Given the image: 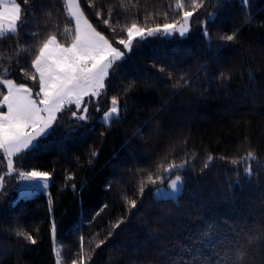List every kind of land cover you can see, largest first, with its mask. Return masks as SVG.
Here are the masks:
<instances>
[{
  "label": "trees",
  "instance_id": "obj_1",
  "mask_svg": "<svg viewBox=\"0 0 264 264\" xmlns=\"http://www.w3.org/2000/svg\"><path fill=\"white\" fill-rule=\"evenodd\" d=\"M91 2L94 8L80 0L88 19L109 39L126 38L117 21L125 25L135 19L153 27L165 22L160 13H168V22L182 15L174 10L175 0ZM213 2L224 6L210 7ZM22 6L25 13H32L26 17L28 31L38 32V37L32 38L22 28L15 39L8 36L0 41V70L8 67L11 72L3 76L0 71V77L32 87L18 70L13 71L17 69V40L34 55L38 41L50 32L67 39L63 29H71L72 24L63 0H28ZM206 8L214 13L208 18V37L198 23L206 18L201 9L193 15L185 37L137 39L118 75L106 81V92L99 99L101 112L93 111L96 104L90 105L87 122L60 113L54 135L41 138L38 148L13 157L18 171L52 175L47 193L40 190L17 198L18 174L7 175V158H0V176H5L0 190V264H71L80 259L81 236L83 254L91 257L85 264H193V257L211 251L210 240L224 237V244H229L232 236L225 221L238 226V232L244 230L242 239L244 233L264 230V167L257 168L253 162L249 181L244 162H230L252 150L264 165V0H250L247 10L241 0H206ZM109 9L115 34L95 15L101 10L107 19ZM149 13L155 18L144 20ZM237 29L236 41L209 47V40L218 41ZM20 66H29L27 57ZM220 72L230 74L231 79L218 80ZM180 77L188 81L184 87L179 86L184 84ZM130 81L136 82L135 87L121 95ZM115 95H120L122 111L109 127L99 117ZM185 152L196 159L187 171H177L185 180L178 203L160 202L154 196L160 184H148L143 196L138 195L141 178L154 172L161 161L180 163L187 158ZM209 154L216 159L201 172ZM125 196L136 199L137 207L129 210ZM120 219L125 223L97 248ZM212 228L216 236L193 243ZM16 229L31 233L36 243L17 236ZM254 247L248 260L264 264V239L255 241ZM228 255L234 253L229 250Z\"/></svg>",
  "mask_w": 264,
  "mask_h": 264
},
{
  "label": "snow or ice",
  "instance_id": "obj_2",
  "mask_svg": "<svg viewBox=\"0 0 264 264\" xmlns=\"http://www.w3.org/2000/svg\"><path fill=\"white\" fill-rule=\"evenodd\" d=\"M27 3L28 0H0V41L8 36L15 39L22 28L32 38L38 37V32H30L27 29L30 21L26 17L32 15L31 12L25 13L24 11L22 5ZM63 3L72 24L71 29L67 26L63 29V34H67V39L62 40L56 32H50L44 39L38 41L34 55L27 53L25 46L19 44L17 40V69L13 71L18 70L22 78L31 81L33 86L30 87L27 83H17L11 78L0 77V158H7V168L9 170L7 175H11L13 171H16L19 179L31 182L29 186L32 187L46 188L50 173L38 170L18 171L14 168L13 157L38 148L41 138L54 135L55 128L53 126L56 125L60 113L71 116L76 122H87L90 120V105L96 104L97 106L93 111L101 112L99 99L106 92V81L110 77L118 75L126 53L132 51L135 40L161 34L166 37L175 35L185 37L190 31V22L193 15L201 9L205 10L206 18L202 22L198 20V23H202L204 35L208 37V18L214 16V13L207 11L206 0H175L174 10L182 13L179 19L168 22V13L164 12L158 15H162L165 22L156 24L153 27H147L135 19L125 25H119L117 21V26L126 33V38L109 39L107 35L97 30V27L85 15L80 0H63ZM241 3L247 10L250 0H241ZM85 4L89 8L95 7L91 0H85ZM209 6L215 8L224 5L213 2ZM48 15L51 16V13H48ZM95 15L102 19V24L106 25L111 33L115 34L117 27L113 25L111 9L108 10L107 19H103L101 10H97ZM154 18L155 16L149 13L143 19ZM238 31L237 29L231 34H223L218 41L209 40V47L212 43H217L218 47H223L228 42L236 41ZM220 42H223V44ZM9 47H11V42H9ZM22 52L25 53V56L21 55ZM26 57L29 66H20L21 60ZM11 59L9 57V62H11ZM0 71H2L3 76L11 75L8 67H4ZM159 71L164 73L165 69L161 67ZM166 75L171 76L172 74L168 72ZM249 75L250 79L254 78L251 74ZM217 79L228 81L231 79V75L220 72ZM180 80H184V77H180ZM135 84V81H130L126 86H123L121 95L131 91ZM187 84L188 81L184 80V84L179 86L184 87ZM121 111L120 95L112 96L110 106L102 113V122L110 127L114 121L120 119ZM96 154L93 151L91 156L95 157ZM185 157L187 158L182 159L180 163H177L175 159L167 161V163L164 161L159 162L154 172H148L144 178L140 179L138 195L143 196L144 188L148 184L163 185L167 182V189L163 187L155 188L156 198L160 202L170 200L178 203V195L182 191L184 177L176 173L178 170L187 171L188 168L193 167L191 161L196 159L194 154L189 157L187 152H185ZM215 159L216 157L209 154L200 171L203 172L212 166ZM220 159L227 160L228 158L220 157ZM165 160H167V156ZM241 161L244 162L243 171L249 181L254 175L253 162L256 163L257 168L264 167L252 150L247 151L246 155L241 156L239 160L232 159L230 162L236 165ZM89 163H91V159ZM173 175L174 178H171ZM68 178L71 179V177ZM4 183L5 176H0V190L3 189ZM108 187L110 188L111 184ZM21 194L23 195L22 190ZM123 199L129 210L137 207L136 199H129L127 196ZM123 223H125V220L120 219L112 224L108 236L100 240L96 247L99 248L104 245L113 235L115 229ZM225 225L228 226L232 236L229 244H224V237H220L214 242L210 240L207 246L211 251L206 255L200 253V255L193 257V264H251L248 257L256 250L254 242L264 239V230H259L258 233L252 235L244 233L242 239L240 233L244 231L243 229L238 232L236 231L238 226L233 227L227 221H225ZM54 231L55 225L53 224ZM15 234L23 237L31 244L36 243V239L31 233L16 229ZM216 235L217 230L212 228L205 231L199 238L194 239L193 243L202 244L206 239ZM80 240V259L72 260L71 264H85V260L91 258L83 254V236ZM229 250L234 255H228ZM59 254L58 251L57 255ZM57 264H60V261H57Z\"/></svg>",
  "mask_w": 264,
  "mask_h": 264
},
{
  "label": "rangeland",
  "instance_id": "obj_3",
  "mask_svg": "<svg viewBox=\"0 0 264 264\" xmlns=\"http://www.w3.org/2000/svg\"><path fill=\"white\" fill-rule=\"evenodd\" d=\"M86 15V14H85ZM157 36H163L162 34L161 35H157ZM155 37V36H153ZM163 37H166V36H163ZM167 37H171V36H167ZM148 38V37H146ZM139 39V38H138ZM136 41V40H135ZM134 41V42H135ZM133 42V44H134ZM129 53H126V56L128 55ZM31 87V86H30ZM107 110V109H106ZM105 111V110H104ZM103 113V112H102ZM102 113L99 117L100 120H102ZM179 174V173H177ZM181 175V174H179ZM182 176V175H181ZM171 178H174V175L171 177ZM31 184V182L29 181H19V184L17 186V198L19 197H29V196H33L35 195L37 192H39L40 190L44 191V192H48L49 191V188H50V185L52 184V175L50 174V177H49V182L47 184V187L46 188H41V187H32V186H29ZM184 186H185V180H184V185L182 186V191L184 189ZM158 187H163L165 189H167V183L163 184V185H159L157 186L156 188ZM21 190L23 191V195L21 194ZM181 191V192H182ZM153 193H155V189L153 191ZM155 196V194H154ZM179 196V195H178ZM156 197V196H155Z\"/></svg>",
  "mask_w": 264,
  "mask_h": 264
}]
</instances>
